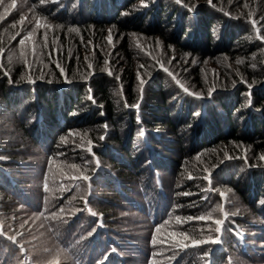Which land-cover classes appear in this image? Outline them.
<instances>
[{"label": "trees", "instance_id": "1", "mask_svg": "<svg viewBox=\"0 0 264 264\" xmlns=\"http://www.w3.org/2000/svg\"><path fill=\"white\" fill-rule=\"evenodd\" d=\"M248 2L0 4V264H264V0Z\"/></svg>", "mask_w": 264, "mask_h": 264}, {"label": "snow or ice", "instance_id": "2", "mask_svg": "<svg viewBox=\"0 0 264 264\" xmlns=\"http://www.w3.org/2000/svg\"><path fill=\"white\" fill-rule=\"evenodd\" d=\"M210 2H211V0H210ZM3 3H4V0H0V4H3ZM177 3H180V0H177ZM15 4H16V0H14V6H9V8H14V7H15ZM194 7H195V6H194ZM7 11H8V9L6 8V9H5V12H7ZM0 16H2V18H0V20H3V19L5 18L3 13H0ZM21 20H23V17L21 18ZM40 26H41V25H40L39 21H37V25H36V27L39 28ZM44 27H45V29H47L48 25L45 24ZM69 30H70V31H76V29H69ZM34 31H35V29H34ZM31 35H32V33H29V38L31 37ZM45 40H47V35H45ZM109 42L111 43V39H110V37H109ZM24 43H25V40H21V41H20V44H21V45H23ZM194 63H195V61H194ZM57 68L60 69L61 74L64 73V69L60 66L59 63H57ZM5 75H7L6 72H5ZM89 75H91V74H89ZM39 79H43V77H40ZM28 83H35V81H33V80H29ZM49 83H51V81H49ZM185 91L187 92V89H186V88H185ZM212 93H213V89L210 88V89L208 90V95L211 96ZM188 94H189V95H193V93H188ZM195 96H196L197 99H200V98H201L200 93H195ZM251 103H252V101H251V99H249L248 104L251 105ZM133 107H136V105H133ZM69 134L71 135V133H69ZM141 134H143V131H142ZM100 139L103 140L104 137H100ZM89 144H90L89 149L91 150V142H89ZM225 157L227 158V153H225ZM261 159L264 160V156H261ZM205 171H207V169H206ZM204 178H205L206 180L210 179L209 176H205ZM221 196H223V193H221ZM261 204H264V201H261ZM210 215H211V214H210ZM217 223H223V222L217 221Z\"/></svg>", "mask_w": 264, "mask_h": 264}, {"label": "rangeland", "instance_id": "3", "mask_svg": "<svg viewBox=\"0 0 264 264\" xmlns=\"http://www.w3.org/2000/svg\"><path fill=\"white\" fill-rule=\"evenodd\" d=\"M248 1L245 3V2H241L239 0H230V2H233V3H237L238 2V3H241L242 5H247L246 7L250 6V3ZM253 24H254V22H253ZM109 37L111 39V43L109 42ZM132 39H134V42H135V45H133V46L138 48L140 50V52H143V54H147L148 53L147 52L148 48L144 44V39H145L144 36L133 34ZM118 40L119 39L116 38V36L113 35V34H112V36H110V35L107 36V39L104 40V44H105L104 46L105 47H103V48H107V53H110L111 51H108V50H110L111 48H113L114 46L117 45L116 41H118ZM154 46H156V45L154 44ZM158 47H159V45H158ZM112 53H113V50H112ZM180 177L183 178V172H180ZM187 177H188V174H187L186 178ZM186 178H184V179H186ZM178 185H179V183H178ZM176 188H178V187H176ZM177 196H179V194H177Z\"/></svg>", "mask_w": 264, "mask_h": 264}]
</instances>
